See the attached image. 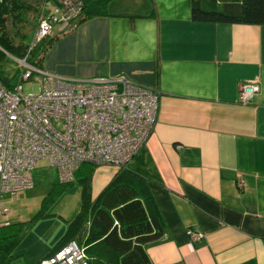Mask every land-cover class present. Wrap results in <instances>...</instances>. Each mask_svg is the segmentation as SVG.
Instances as JSON below:
<instances>
[{"label":"crops","instance_id":"1","mask_svg":"<svg viewBox=\"0 0 264 264\" xmlns=\"http://www.w3.org/2000/svg\"><path fill=\"white\" fill-rule=\"evenodd\" d=\"M190 7L108 0L103 15L60 35L43 68L74 79L126 75L159 93L153 133L127 164L146 179L165 223L147 248L151 264H264V24L194 21ZM246 81L259 90L241 104ZM116 171L93 170L92 199ZM87 175L80 167L77 179ZM15 215L0 227L21 221ZM190 229L201 238L191 240Z\"/></svg>","mask_w":264,"mask_h":264},{"label":"built area","instance_id":"2","mask_svg":"<svg viewBox=\"0 0 264 264\" xmlns=\"http://www.w3.org/2000/svg\"><path fill=\"white\" fill-rule=\"evenodd\" d=\"M80 0L44 2L30 47L67 30L81 11ZM10 87L0 79V197L16 196L34 185L32 170L46 160L57 180L69 184L81 165L126 166L152 135L159 93L126 75L74 79L36 66L28 56L11 58ZM24 82L38 84L25 92ZM259 84H240L238 102L249 103ZM238 181V186H242ZM7 208L0 205V214ZM191 240L201 233L188 230ZM10 264V263H8ZM36 264H90L85 248L72 239Z\"/></svg>","mask_w":264,"mask_h":264},{"label":"trees","instance_id":"3","mask_svg":"<svg viewBox=\"0 0 264 264\" xmlns=\"http://www.w3.org/2000/svg\"><path fill=\"white\" fill-rule=\"evenodd\" d=\"M40 1L0 0V66L7 57L27 55L31 63L43 67L45 54L65 33L49 35L30 47L22 26L31 11L40 12ZM80 1L81 11L69 30L86 19L103 15L108 0ZM190 17L199 22L264 24V0H191ZM0 79L10 87L12 79L4 72L0 71ZM81 167H86L88 175L80 179H77L78 171L75 175V182L82 188L80 207L54 249L75 239L84 246L90 264H151L147 248L162 240L165 223L146 179L127 165L119 167L110 182L92 199L90 181L96 167L88 163ZM56 184L65 185L57 180L53 182ZM54 190H50V198ZM43 215L38 212L33 220ZM22 223L7 222L0 227V264L10 263L11 250L20 238L18 226Z\"/></svg>","mask_w":264,"mask_h":264},{"label":"rangeland","instance_id":"4","mask_svg":"<svg viewBox=\"0 0 264 264\" xmlns=\"http://www.w3.org/2000/svg\"><path fill=\"white\" fill-rule=\"evenodd\" d=\"M44 1H40V12L31 11L22 26V30L28 35L26 41L29 43L33 39V33L37 29L39 21L47 14L44 9ZM47 1L51 3L52 7L55 3L57 5V0ZM58 28L57 24L53 30L56 31ZM15 70V62L8 57L0 66V71L9 77ZM23 88L25 92H37L38 84L24 82ZM54 172L46 160H38L36 167L32 170L35 186L25 189L22 192L25 196L17 198L5 195L0 197V205L8 209L5 214H0V218L16 213L15 216L20 218V222H24L18 226L21 228L20 238L11 250L10 264H28L43 256L64 234L68 222L79 210L80 184L77 182L65 185L50 184L49 181H56ZM52 188H55V192L50 198L49 192ZM49 198L50 200L47 202ZM38 212H43L44 215L33 220Z\"/></svg>","mask_w":264,"mask_h":264}]
</instances>
